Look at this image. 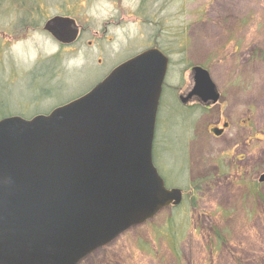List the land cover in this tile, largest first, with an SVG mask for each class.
<instances>
[{
	"label": "rangeland",
	"instance_id": "374dc122",
	"mask_svg": "<svg viewBox=\"0 0 264 264\" xmlns=\"http://www.w3.org/2000/svg\"><path fill=\"white\" fill-rule=\"evenodd\" d=\"M54 17L82 30L74 45L44 31ZM154 47L169 63L152 162L182 202L81 264H264V0H0V120L46 115ZM194 67L208 110L178 100Z\"/></svg>",
	"mask_w": 264,
	"mask_h": 264
},
{
	"label": "water",
	"instance_id": "95a60500",
	"mask_svg": "<svg viewBox=\"0 0 264 264\" xmlns=\"http://www.w3.org/2000/svg\"><path fill=\"white\" fill-rule=\"evenodd\" d=\"M44 31L62 45L78 36L66 17ZM167 68L168 57L150 48L46 115L0 120V264H81L180 205L182 192L167 189L152 162ZM191 72L190 96L216 104L208 72Z\"/></svg>",
	"mask_w": 264,
	"mask_h": 264
},
{
	"label": "flooded vegetation",
	"instance_id": "af4514ba",
	"mask_svg": "<svg viewBox=\"0 0 264 264\" xmlns=\"http://www.w3.org/2000/svg\"><path fill=\"white\" fill-rule=\"evenodd\" d=\"M78 36H77V39H76V41L73 43V44H70V45H74L76 42H77V40L80 38V34H81V32H82V30H80V28L78 27ZM70 45H68V47L70 46ZM154 48H156V47H154ZM156 49H158V48H156ZM161 51V50H160ZM163 52V51H162ZM164 53V52H163ZM190 85L188 86V88H186V90H184V92L178 97V100H179V102L182 104V105H184V106H186V107H189V106H192V105H200V106H202L203 108H205L206 110H208L211 106H213V105H211V104H209V103H203L200 99H199V97H197V96H190V94H191V91H192V89H193V76H192V72L190 71ZM228 127V124H226V123H224L223 124V126H222V128L221 129H219V128H213V129H211V130H208V133L210 134V135H212L213 137H219L222 133H223V131L224 130H226V128ZM213 130H215V131H219L220 132V134L219 135H213V133H212V131ZM182 199H183V193H182Z\"/></svg>",
	"mask_w": 264,
	"mask_h": 264
}]
</instances>
